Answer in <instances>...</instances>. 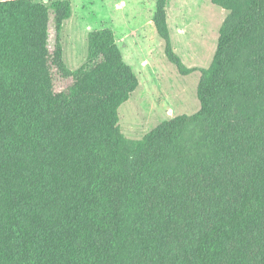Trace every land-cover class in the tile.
I'll list each match as a JSON object with an SVG mask.
<instances>
[{
  "label": "trees",
  "instance_id": "1",
  "mask_svg": "<svg viewBox=\"0 0 264 264\" xmlns=\"http://www.w3.org/2000/svg\"><path fill=\"white\" fill-rule=\"evenodd\" d=\"M228 11L201 109L141 141L119 109L139 87L110 29L64 60L70 0H0V264H264V0ZM155 29L171 47L167 0Z\"/></svg>",
  "mask_w": 264,
  "mask_h": 264
},
{
  "label": "rangeland",
  "instance_id": "2",
  "mask_svg": "<svg viewBox=\"0 0 264 264\" xmlns=\"http://www.w3.org/2000/svg\"><path fill=\"white\" fill-rule=\"evenodd\" d=\"M70 1L73 15L60 35L70 69L86 63L91 32L110 29L119 38L132 34L119 45L139 80L138 89L119 109V127L127 140L141 141L163 122L200 111V80L213 65L228 11L212 0H167L172 50L193 71L183 76L168 59L165 42L151 23L157 0Z\"/></svg>",
  "mask_w": 264,
  "mask_h": 264
},
{
  "label": "crops",
  "instance_id": "3",
  "mask_svg": "<svg viewBox=\"0 0 264 264\" xmlns=\"http://www.w3.org/2000/svg\"><path fill=\"white\" fill-rule=\"evenodd\" d=\"M72 8H73V5H72ZM73 15V14H72ZM167 15L169 16V13H167ZM72 18V17H71ZM70 18V19H71ZM69 19V20H70ZM69 20H67V21H69ZM66 21V22H67ZM153 21V20H152ZM151 21V23H152V25L154 26V23ZM168 21H170V16L168 17ZM65 22V23H66ZM64 23V24H65ZM64 26V25H63ZM155 27V26H154ZM114 32V31H113ZM114 34H115V39H116V42H117V44H118V46L119 45H121V44H124V42L126 41V40H128L130 37H131V35L132 34H130V33H127V34H125V36H121L120 38L118 37V33L117 32H114ZM120 35H123V34H120ZM89 37V36H88ZM120 49V48H119ZM64 50V49H63ZM121 51V50H120ZM121 53H122V56H123V59H124V61H125V63L127 64V65H129L131 68L134 66L133 64H131V63H128L127 61H130L129 59H127V61H126V59H125V54L121 51ZM74 58H75V56H74ZM73 58V59H74ZM73 59L71 60L70 59V62L71 63H73ZM75 60V59H74ZM87 61V60H86ZM85 64V63H84ZM83 64V65H84ZM143 64V62L141 63V65ZM82 65V66H83ZM79 69V68H78ZM133 69V68H132ZM134 71V70H133ZM135 72V71H134ZM141 72V71H140Z\"/></svg>",
  "mask_w": 264,
  "mask_h": 264
}]
</instances>
